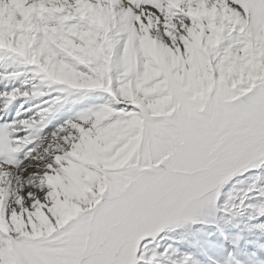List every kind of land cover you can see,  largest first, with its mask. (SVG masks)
Returning a JSON list of instances; mask_svg holds the SVG:
<instances>
[{
	"label": "snow or ice",
	"instance_id": "obj_1",
	"mask_svg": "<svg viewBox=\"0 0 264 264\" xmlns=\"http://www.w3.org/2000/svg\"><path fill=\"white\" fill-rule=\"evenodd\" d=\"M0 264H264V0H0Z\"/></svg>",
	"mask_w": 264,
	"mask_h": 264
}]
</instances>
